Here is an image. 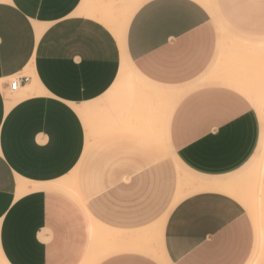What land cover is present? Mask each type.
Segmentation results:
<instances>
[{
  "label": "crops",
  "instance_id": "obj_1",
  "mask_svg": "<svg viewBox=\"0 0 264 264\" xmlns=\"http://www.w3.org/2000/svg\"><path fill=\"white\" fill-rule=\"evenodd\" d=\"M263 96L264 0H0V264H264Z\"/></svg>",
  "mask_w": 264,
  "mask_h": 264
},
{
  "label": "rangeland",
  "instance_id": "obj_2",
  "mask_svg": "<svg viewBox=\"0 0 264 264\" xmlns=\"http://www.w3.org/2000/svg\"><path fill=\"white\" fill-rule=\"evenodd\" d=\"M207 1V0H202ZM264 107V96L262 97V100L260 104L258 105L257 113L259 115V119L261 121L262 126V116H261V109ZM164 158L160 159L159 162L164 163V165L168 169V178L173 176V179H168L167 185L164 183H161V180L159 181L158 185V191H157V206L158 210L162 217L167 216V214L172 209V202L175 199V193L178 188H186L190 181H193L195 177H193L190 173L185 171L176 161L174 156H172V151L169 148H166L164 152ZM264 162V144L263 147L259 149V152L256 156V158L253 160V163H251V171L247 172L246 178L250 181V191L247 193L249 194L247 198H250L252 201H256L257 203L249 205L250 209L253 212H256L259 215H262L260 210L264 209V203H263V196L260 187L257 186L259 173L261 172L262 166ZM172 172V174H171ZM258 176V177H257ZM196 180V179H195ZM256 193V194H255ZM185 197H179L177 201H175V206L179 201H181Z\"/></svg>",
  "mask_w": 264,
  "mask_h": 264
},
{
  "label": "built area",
  "instance_id": "obj_3",
  "mask_svg": "<svg viewBox=\"0 0 264 264\" xmlns=\"http://www.w3.org/2000/svg\"><path fill=\"white\" fill-rule=\"evenodd\" d=\"M24 81H27V78H24ZM21 81L20 80H14L10 83V89L11 90H16V88L20 85Z\"/></svg>",
  "mask_w": 264,
  "mask_h": 264
}]
</instances>
